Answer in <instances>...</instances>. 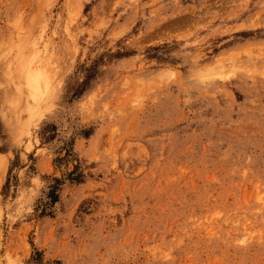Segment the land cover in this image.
<instances>
[{"label": "rangeland", "instance_id": "obj_1", "mask_svg": "<svg viewBox=\"0 0 264 264\" xmlns=\"http://www.w3.org/2000/svg\"><path fill=\"white\" fill-rule=\"evenodd\" d=\"M0 264H264V0H0Z\"/></svg>", "mask_w": 264, "mask_h": 264}, {"label": "trees", "instance_id": "obj_2", "mask_svg": "<svg viewBox=\"0 0 264 264\" xmlns=\"http://www.w3.org/2000/svg\"><path fill=\"white\" fill-rule=\"evenodd\" d=\"M86 71L87 72H86L84 81L79 83L77 85V87L73 88V90L70 94L71 96H78L79 94H81V92L84 90L85 82H87V80L92 77L93 69L90 67V68L86 69ZM78 177L79 176H77V174H74V172H70L67 175V178L70 180H77ZM59 184H60L59 179L53 178V184H51L49 186V190L47 192V197L49 199V202H51V203H53L57 199L56 190H57V187Z\"/></svg>", "mask_w": 264, "mask_h": 264}]
</instances>
